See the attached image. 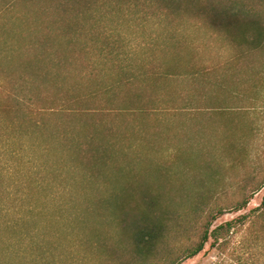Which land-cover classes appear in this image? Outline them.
Segmentation results:
<instances>
[{"label":"rangeland","instance_id":"obj_1","mask_svg":"<svg viewBox=\"0 0 264 264\" xmlns=\"http://www.w3.org/2000/svg\"><path fill=\"white\" fill-rule=\"evenodd\" d=\"M33 2L40 4L27 9L16 7L12 0H0V75L9 71L6 57L13 54L17 62L25 41L31 43L35 33L57 27L56 16L50 13L54 1ZM91 11L92 15L84 16L94 25L95 41L88 40V50L78 56L88 61L82 74L95 67L93 73L105 80L119 66L127 75L136 76V86L149 77L152 86L139 92L146 93L141 103L119 98L108 102V89L100 102L92 98L81 103L92 83L89 77L76 82V54L55 67L48 63L57 81L21 74L6 86L22 103L19 121L21 117L26 121L22 126L13 124L0 112V264H117L107 253L109 248L107 252L97 248L95 239L106 231L116 238L118 228L107 213L99 216L103 212L99 208L80 216L81 201L111 200L106 194L103 197L102 189L130 182H170L171 188H185L199 169L215 168L220 183L235 188L246 174L258 176L264 167V54L258 60L239 58L238 47L224 34L189 16L171 25L149 14L140 21L136 17L142 12L127 8L112 11L102 5ZM103 36L109 38L110 45ZM58 38V45L65 47L62 43L68 38ZM79 41L82 47L85 36ZM72 44L68 50H76V37ZM108 48L112 52L106 55L113 62L103 64L100 51ZM166 49L173 52L169 55L174 59L166 58ZM257 68L258 82L251 74ZM3 82L0 80V87ZM80 112L90 113L85 116ZM102 130L109 134L103 135ZM116 130L125 133L111 136ZM84 136L98 145L96 151L78 153L90 157L89 161L73 151V145L80 146ZM166 139L171 150H164ZM127 144L130 148L123 150ZM176 146L187 151H178L177 158L164 162ZM240 151L245 153L240 155ZM110 154L115 158L111 155L113 159H109ZM183 165H188L187 170ZM263 194L261 185L245 210L227 212L216 223L259 205ZM85 237L92 248H85ZM241 239L235 236L226 247L233 248L226 262L239 264L246 259L239 248H251L252 244H247L246 237ZM215 248L207 244L180 264H215L220 257ZM255 248H264V242Z\"/></svg>","mask_w":264,"mask_h":264},{"label":"trees","instance_id":"obj_2","mask_svg":"<svg viewBox=\"0 0 264 264\" xmlns=\"http://www.w3.org/2000/svg\"><path fill=\"white\" fill-rule=\"evenodd\" d=\"M30 1L33 2V0H12V3L16 7H27V9L32 5L40 4L35 2L29 4ZM48 1H54L50 13H54V16H56L54 21L57 27L54 31L44 29L39 33H35L36 35L32 36L31 43L27 44L25 41L22 52L17 55V62L13 54L6 57L10 63L9 71L3 70V74L0 75V80H3V83L6 84L2 83V87H0V112H5L6 118L13 121V124L16 123L22 126L26 120L21 117L19 121L21 108H23L22 103L18 102V99L7 91L6 86L14 81L15 76L21 74L30 76L34 80L38 78L41 81H57V76H51V66L62 64V59L71 60L72 55L75 54L76 82L83 79V77L84 79L89 77L91 80L89 84L92 83L90 85L92 87L91 92L89 90L87 97L81 98V103L91 102L92 98L96 99L95 103L100 102L106 89L111 94L110 98L108 96V102L111 103L118 98L128 103H141L143 101V95L146 93L140 94L139 92H144L146 88L148 90L152 86L150 77L146 78V82L142 85L136 86L134 82L136 76L127 75L126 72L124 73L119 69V66L114 69L117 71L110 73L109 75H112L105 80L99 79L97 72L93 73L96 70L95 67H92L93 69L87 75L82 74V70L88 67V61L79 60L78 56L88 50V40L95 41L93 40L95 32L93 33L92 30L94 25L84 15H92L91 10H94L97 6L106 5L112 11L124 10L125 8L137 12L141 11L142 15L136 17L140 21H145L149 14L151 17L156 16L159 20L164 19L166 23L171 25L177 20H182L184 16H189V18L191 17L194 21L204 24L215 33L224 34L238 47L237 51L241 55L239 58L244 56L256 58L264 54V0H219V2L217 0ZM115 12L119 13V11ZM80 16L82 17L79 20ZM87 24H91V28L90 26L87 28ZM89 29L92 30L90 33L87 31ZM62 35L68 38V42L62 43L66 48L63 45L60 46L61 44L58 45V37ZM82 36H85V43L81 47L82 43L79 39ZM75 37L76 50L74 47L68 50L67 48L73 46L72 43ZM102 38L105 39L106 45H110L109 38L104 36ZM64 50L68 52L67 55L63 53ZM166 50V58L174 59L173 55H169L173 52L169 49ZM100 52L103 64L113 62L106 55L111 54V49L108 48ZM53 56L59 58V60L55 61ZM48 63L52 65L48 67ZM253 73L256 75L258 82L260 71L257 68L251 72V74ZM155 79L157 81V78ZM118 87H124V90L119 91ZM134 88L135 92L133 91ZM137 88H141L140 91L137 92ZM80 113L86 116L90 112ZM125 114L129 115V112ZM116 115L119 116V114ZM131 130L136 131L135 128ZM110 133L111 136H118L125 132L124 130H116ZM102 134L108 135L109 132L102 130ZM166 141L167 145L164 146V150H171L169 140L166 139ZM198 143H201V140ZM111 145L113 144L111 143ZM96 146L98 145L85 138L80 146L79 144L73 145V151L76 152V155L89 161L91 160L90 157L78 153L84 151L88 154V151L89 153L96 151ZM127 148H130V146L128 145L123 150ZM181 149L182 147L179 146L174 147L173 152L170 151L165 156L164 162L172 157L177 158L178 154L187 151H181ZM119 150L122 149L119 148L117 151ZM205 150L209 151L208 149ZM174 152L176 153L174 154ZM243 153L245 151H240V155ZM111 155L114 158L116 156L110 154L109 159H113ZM183 166V170H187L188 165ZM213 169H209L211 171L199 169L193 172V182L185 188H171L170 182L158 185L154 181H146L142 184L130 182L123 184L121 187H105L106 189H102L103 197L106 194L111 200L105 199L103 202L81 201L79 214L80 216L85 215L99 208L103 211L99 216L107 213L108 217L112 218L111 224L118 228L119 236L115 238L106 231L105 235L98 237L97 240L95 239V244L97 248H103L106 252L109 248L107 253L117 260V264H180L183 260L192 258L202 252L207 244L216 246L215 249L219 250L220 257H218V262L215 264H232L226 262V259L227 256L233 254V248L226 247L237 235L242 236V239L246 237L247 244H252L249 246L251 248H239L240 254L246 255L244 262L239 261V264H264V248H255L258 243L264 242V194L259 205L250 208L246 212L239 213L229 220L216 223L217 219L227 212L238 213L247 208L253 194L260 190L261 185H264V167L258 176L246 174L243 180L238 183L239 186L235 188H228L226 185L221 184V178L217 176L218 172H214ZM171 175L168 176L170 180L173 178ZM143 177H147V175L144 174ZM255 179L258 181L255 182ZM246 180L254 182L247 183ZM85 240L87 241V243L84 241L85 248H92L93 244H90V239L85 237ZM223 255H226L225 258L221 257ZM110 259L112 260L111 257Z\"/></svg>","mask_w":264,"mask_h":264},{"label":"snow or ice","instance_id":"obj_3","mask_svg":"<svg viewBox=\"0 0 264 264\" xmlns=\"http://www.w3.org/2000/svg\"><path fill=\"white\" fill-rule=\"evenodd\" d=\"M217 2H219V0H217Z\"/></svg>","mask_w":264,"mask_h":264}]
</instances>
